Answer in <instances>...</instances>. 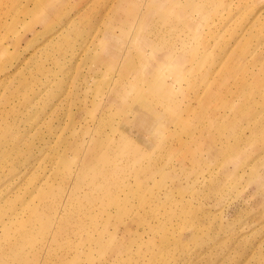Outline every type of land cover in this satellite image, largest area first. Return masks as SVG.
Segmentation results:
<instances>
[{
	"label": "rangeland",
	"instance_id": "1",
	"mask_svg": "<svg viewBox=\"0 0 264 264\" xmlns=\"http://www.w3.org/2000/svg\"><path fill=\"white\" fill-rule=\"evenodd\" d=\"M79 2L0 0V264H264V0Z\"/></svg>",
	"mask_w": 264,
	"mask_h": 264
},
{
	"label": "bare ground",
	"instance_id": "2",
	"mask_svg": "<svg viewBox=\"0 0 264 264\" xmlns=\"http://www.w3.org/2000/svg\"><path fill=\"white\" fill-rule=\"evenodd\" d=\"M81 2H79V3H81L82 4V2H84L85 0H80ZM43 14L42 15H40V16H36L35 17V20L34 21H40V20H44V19H48L49 17H50V13L53 11L50 7H46L45 9H43ZM1 82V81H0ZM8 101V99H4L3 100V102H7ZM3 119V120H2ZM2 119L0 120V124H3V123H6V118H4V117H2ZM2 132V131H1ZM130 151L132 152V153H134L135 152V150L133 149V148H131L130 149ZM111 174H114V172H111ZM47 187H50V186H47ZM47 187L44 189V191H42L41 193H44L45 191H46V189H47ZM45 194V193H44ZM43 194V195H44ZM42 196V195H41ZM64 207H65V205H63V206H61V212H63L64 211ZM65 217V216H64ZM63 217V218H64ZM18 218V217H17ZM16 218V219H17ZM60 223V221H57V220H55L53 223Z\"/></svg>",
	"mask_w": 264,
	"mask_h": 264
}]
</instances>
